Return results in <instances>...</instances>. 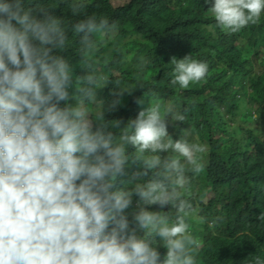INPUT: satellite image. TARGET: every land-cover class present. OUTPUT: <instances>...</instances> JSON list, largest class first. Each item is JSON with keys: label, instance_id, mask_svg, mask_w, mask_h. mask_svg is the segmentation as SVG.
I'll list each match as a JSON object with an SVG mask.
<instances>
[{"label": "clouds", "instance_id": "clouds-1", "mask_svg": "<svg viewBox=\"0 0 264 264\" xmlns=\"http://www.w3.org/2000/svg\"><path fill=\"white\" fill-rule=\"evenodd\" d=\"M205 3H211L215 27L227 34L257 24L264 13V0ZM85 7L84 0H73V15ZM69 27L79 37L82 65L92 70L76 76L72 96L73 70L57 54ZM115 27L95 15L69 25L49 9L0 0V264H198L201 245L189 223L198 209L187 198V173L203 171L206 148L199 138L174 141L168 132L169 119L182 123L185 116L157 100L126 124L108 122L105 113L137 88L117 82L114 99L92 118L90 106L104 105L97 100L101 77L95 68L110 62L102 47ZM173 60L170 84L177 91L208 74L207 63L191 56ZM130 164L140 169L133 180L148 179L121 189ZM134 196L132 228L126 211ZM167 206L170 211H163Z\"/></svg>", "mask_w": 264, "mask_h": 264}, {"label": "trees", "instance_id": "trees-1", "mask_svg": "<svg viewBox=\"0 0 264 264\" xmlns=\"http://www.w3.org/2000/svg\"><path fill=\"white\" fill-rule=\"evenodd\" d=\"M72 3L23 0L25 9H49L69 25L91 15L115 24L102 47L110 62L95 68L101 77L97 100L104 105L90 106L92 118L114 99L110 93L117 82L120 87L137 86L131 95L123 96L116 111L105 113L106 121L122 120L126 124L149 102L159 100L164 108L185 116L182 123L169 119L168 132L173 140L192 143L199 138L206 148L201 160L203 171L187 173V198L198 209V216L189 220L201 245L198 264H254L257 257L264 259V220L259 219L264 213V13L257 24L227 34L215 27L208 11L211 3L205 0H120L119 4L84 0L86 7L79 15H73ZM79 47V37L69 27L66 47L57 54L73 70L70 96L75 95L76 76L92 71L82 65ZM186 56L207 63L209 71L199 83L177 91L178 85L170 84L173 58ZM142 61L147 62L146 67H141ZM137 99L144 103L138 105ZM139 170L130 164L118 187L130 190L135 183L147 180H133V173ZM137 201L134 196L132 207L126 211L132 228L136 227L131 214L138 211ZM149 210L161 209L151 206ZM163 211H170V206ZM137 235H142L139 229ZM157 250L162 257L166 254L159 238Z\"/></svg>", "mask_w": 264, "mask_h": 264}, {"label": "rangeland", "instance_id": "rangeland-1", "mask_svg": "<svg viewBox=\"0 0 264 264\" xmlns=\"http://www.w3.org/2000/svg\"><path fill=\"white\" fill-rule=\"evenodd\" d=\"M111 2L113 4H119L120 3V0H111ZM243 52H244L245 55H250V51H248L247 49H243Z\"/></svg>", "mask_w": 264, "mask_h": 264}]
</instances>
